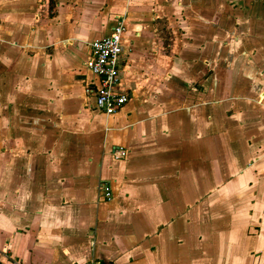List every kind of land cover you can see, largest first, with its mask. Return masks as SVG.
Wrapping results in <instances>:
<instances>
[{"label":"crops","instance_id":"1","mask_svg":"<svg viewBox=\"0 0 264 264\" xmlns=\"http://www.w3.org/2000/svg\"><path fill=\"white\" fill-rule=\"evenodd\" d=\"M0 264H264V0H0Z\"/></svg>","mask_w":264,"mask_h":264},{"label":"built area","instance_id":"2","mask_svg":"<svg viewBox=\"0 0 264 264\" xmlns=\"http://www.w3.org/2000/svg\"><path fill=\"white\" fill-rule=\"evenodd\" d=\"M123 31V19H117L107 36L88 45L87 69L98 80V85L94 91V106L105 117L116 113L127 101L126 96L115 89L120 70L119 57ZM111 157L114 160H121L125 157V152L120 148L113 149ZM99 191L104 201L107 202L111 199L107 185H100Z\"/></svg>","mask_w":264,"mask_h":264}]
</instances>
